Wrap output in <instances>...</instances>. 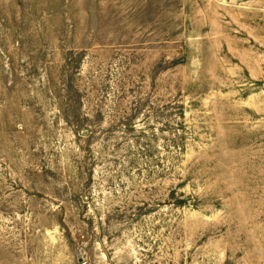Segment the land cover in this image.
Masks as SVG:
<instances>
[{
  "label": "rangeland",
  "instance_id": "1",
  "mask_svg": "<svg viewBox=\"0 0 264 264\" xmlns=\"http://www.w3.org/2000/svg\"><path fill=\"white\" fill-rule=\"evenodd\" d=\"M0 264H264V0H0Z\"/></svg>",
  "mask_w": 264,
  "mask_h": 264
}]
</instances>
